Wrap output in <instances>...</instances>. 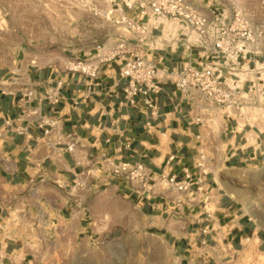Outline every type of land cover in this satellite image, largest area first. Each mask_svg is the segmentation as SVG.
Returning a JSON list of instances; mask_svg holds the SVG:
<instances>
[{
  "label": "crops",
  "instance_id": "obj_1",
  "mask_svg": "<svg viewBox=\"0 0 264 264\" xmlns=\"http://www.w3.org/2000/svg\"><path fill=\"white\" fill-rule=\"evenodd\" d=\"M0 7L7 17L9 0ZM24 35L0 28V264H93L100 243V264H120L128 229L149 250L146 264H248L264 254V202L251 187L264 170V119L244 126L217 110L220 122L207 128L195 117L209 110L172 81L161 84L154 110L143 94L131 105L120 61L102 63L96 77L71 72L66 62L81 54L39 50L29 60ZM197 56L181 41L153 53L176 70ZM122 162L143 163L150 181L105 168ZM188 176L190 201L169 182Z\"/></svg>",
  "mask_w": 264,
  "mask_h": 264
},
{
  "label": "built area",
  "instance_id": "obj_2",
  "mask_svg": "<svg viewBox=\"0 0 264 264\" xmlns=\"http://www.w3.org/2000/svg\"><path fill=\"white\" fill-rule=\"evenodd\" d=\"M245 1L238 5L233 0H112L115 7L109 13H121L116 24L124 25L127 33L110 48L99 45L93 55L68 59L65 68L96 77L102 63L120 61L121 75L127 79L124 96L131 105L143 94L154 110L161 84L172 81L196 109L209 110L208 116L198 113L195 117L207 128H212L217 110L226 119L257 126L264 119V57L259 58L264 48V0ZM179 41L190 54L198 52L197 60H188L178 70L160 67L153 59L154 51L173 48ZM49 97L59 102V85ZM76 142L71 140L69 151ZM205 160L202 152L198 167L203 168ZM105 166L142 186L151 179L141 162ZM169 182L179 192L190 191L184 199L194 197L190 176L180 182L171 177ZM177 201L184 202L180 197Z\"/></svg>",
  "mask_w": 264,
  "mask_h": 264
},
{
  "label": "rangeland",
  "instance_id": "obj_3",
  "mask_svg": "<svg viewBox=\"0 0 264 264\" xmlns=\"http://www.w3.org/2000/svg\"><path fill=\"white\" fill-rule=\"evenodd\" d=\"M233 1L238 5L246 2ZM112 3L111 0H9L10 14L7 17L0 7V28L7 27L18 34L26 33L24 43L29 60L37 58L41 50L50 52V56L54 57L67 53L85 57L95 54L99 45L114 44L118 33L123 30L124 25L116 24L121 13L115 10L109 13L115 7ZM253 173L252 190L264 202V170ZM121 241L128 246V250L116 247L124 252L120 264H146L149 250L145 244H134L129 229ZM103 247L101 243L93 247V264H100ZM263 262L264 254L248 264ZM172 264H175L174 260Z\"/></svg>",
  "mask_w": 264,
  "mask_h": 264
},
{
  "label": "bare ground",
  "instance_id": "obj_4",
  "mask_svg": "<svg viewBox=\"0 0 264 264\" xmlns=\"http://www.w3.org/2000/svg\"><path fill=\"white\" fill-rule=\"evenodd\" d=\"M80 7H84V5L80 4ZM106 19H107V15H106ZM219 119H220L219 116H215V117H213V119H212V120H213V123H214V122H215V123H216V122L218 123ZM221 121H222V120H221ZM217 123H216V124H217Z\"/></svg>",
  "mask_w": 264,
  "mask_h": 264
}]
</instances>
